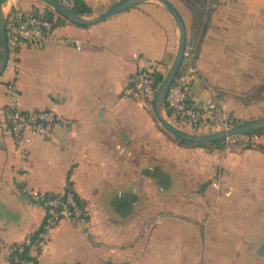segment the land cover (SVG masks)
I'll list each match as a JSON object with an SVG mask.
<instances>
[{
	"label": "crops",
	"instance_id": "1",
	"mask_svg": "<svg viewBox=\"0 0 264 264\" xmlns=\"http://www.w3.org/2000/svg\"><path fill=\"white\" fill-rule=\"evenodd\" d=\"M85 1L96 13L118 0ZM170 1L193 49L191 94L223 104L238 122L264 116V0ZM52 33L41 46L22 45L16 59L20 107L59 115L49 135L32 136L25 174L0 130V264H12L10 244L35 235L44 216L27 189L60 194L68 183L83 220L55 224L40 264H210L217 209L226 228L220 258L264 264L256 253L264 244V131L239 151L179 143L150 107L122 92L138 66L154 60L165 74L174 60L179 30L165 5L143 1L90 25L66 19ZM3 71L0 104L13 75Z\"/></svg>",
	"mask_w": 264,
	"mask_h": 264
},
{
	"label": "built area",
	"instance_id": "2",
	"mask_svg": "<svg viewBox=\"0 0 264 264\" xmlns=\"http://www.w3.org/2000/svg\"><path fill=\"white\" fill-rule=\"evenodd\" d=\"M60 1L69 7L74 4V0ZM5 15L8 58L4 70L12 72L13 75L5 83L7 99L0 104V130L12 137L22 162L21 171L25 174L29 157L28 144L32 136L49 135L59 115L50 108L25 110L20 107L14 85L15 74L19 69L16 59L22 45L41 46L51 39L54 21L45 17L36 7H26L18 0L7 1ZM158 68L157 62L153 60L146 65L138 66L128 77L122 89L123 94L133 98L141 107H153L157 89L155 71ZM195 74L196 67L190 61V54L186 49L178 72L165 95L166 112L171 111L176 118L200 130L208 127L219 130L235 124L233 114L223 104L212 98L200 99L191 94ZM258 138L259 133L256 131L230 135L223 138L220 149L228 152L239 151L246 146L253 147L256 146ZM27 194L31 200L44 205L45 213L35 235H27L20 242L10 244L12 264H40L39 253L46 248L55 224L60 219L76 223L83 220V209L71 191L49 196L42 190L28 188ZM30 248H35L34 255L30 254Z\"/></svg>",
	"mask_w": 264,
	"mask_h": 264
},
{
	"label": "water",
	"instance_id": "3",
	"mask_svg": "<svg viewBox=\"0 0 264 264\" xmlns=\"http://www.w3.org/2000/svg\"><path fill=\"white\" fill-rule=\"evenodd\" d=\"M9 0H0V74L4 70L5 63L8 58V43L5 31V5ZM52 9L57 11L64 18L80 25H90L97 23L115 13L126 10L130 7L135 6L138 3L147 0H118L105 8L100 12H92L90 14H80L77 13L72 7L65 5L60 0H43ZM162 2L165 7L169 10L175 23L177 24L179 30V42L176 55L173 62L169 66L166 73L163 75L162 80L156 89L154 101H153V112L157 120L162 124V126L177 138L188 140L197 143H204L213 140L223 139L227 136L246 133L250 131H256L264 129V116L246 120L243 122L235 123L227 128L211 131V132H189L180 128L177 124L172 122L167 115L164 107V99L168 87L172 83L178 69L183 61L185 50H186V26L183 17L175 7V5L170 0H158ZM256 253L259 255H264V244H260L257 247Z\"/></svg>",
	"mask_w": 264,
	"mask_h": 264
},
{
	"label": "rangeland",
	"instance_id": "4",
	"mask_svg": "<svg viewBox=\"0 0 264 264\" xmlns=\"http://www.w3.org/2000/svg\"><path fill=\"white\" fill-rule=\"evenodd\" d=\"M36 1L38 3H40L41 5H45L46 4L43 0H36ZM19 3L21 4L20 1H19ZM39 11L42 12L43 10H39ZM58 16H62V15H60L57 11H54V16L52 17V19L54 21V27L59 24V21L57 20V17ZM158 69L160 70L161 68H158ZM4 73H5V71H3L0 74V76H2ZM159 83L160 82L157 83V85H156L157 87L156 88H158ZM150 109H151V112H152L153 116H155L154 115V112H153V107H150ZM170 116L173 118V120L176 121L177 125L180 128H182V129H184L186 131H189V132L204 131L202 133H205V132H211V131H214L215 130L214 127H208V128L201 129V130L200 129H195V128H192L191 126L187 125V123L185 121H183L182 119L176 118L172 114ZM155 119L157 120L156 117H155ZM238 121H234V123H238ZM157 122L159 123V125L161 126V128H163V130L167 134V136H169L170 138H175L174 135H172L170 132H168V131H166L164 129V127L162 126V124L158 120H157ZM209 149H211V148H209ZM212 184H214V186H216V187L218 186L217 182H212ZM222 215H224V211L223 210L217 209V210L213 211V216L215 217V219H214V225L212 226V232H211V234L213 236V240L216 239L217 241L212 242V251H211L210 255L207 256L208 259H205V260L207 262L210 261V264H225V263H227V264H236L235 263V260H233V261L230 262L229 260H225V259L223 260V259H221L220 256H219L220 252L218 250L220 249L221 246H225V244H220L218 242L219 236L221 234L220 232L222 231L221 229H223V228L219 227V225H217V224L219 223L218 220H219L220 216H222ZM228 215H229V217H231V215L229 213H228ZM198 216L199 215H197V216L196 215H193V214L191 215L192 218H198ZM215 220H217V221L215 222ZM224 229H226V228H224ZM244 261H246V259ZM204 263H205L204 262V259H201V264H204ZM250 263L248 261V264H250ZM245 264H247V263H245Z\"/></svg>",
	"mask_w": 264,
	"mask_h": 264
},
{
	"label": "trees",
	"instance_id": "5",
	"mask_svg": "<svg viewBox=\"0 0 264 264\" xmlns=\"http://www.w3.org/2000/svg\"><path fill=\"white\" fill-rule=\"evenodd\" d=\"M187 3H191L193 0H185ZM72 8L77 12V13H80V14H90L93 12L92 8L87 4V2L85 0H74V4L72 6ZM54 9L46 6L43 11H42V14L47 17V18H50L52 19V17L54 16ZM57 20L59 22L61 21H64L66 20V18L62 17V16H58L57 17ZM188 53L190 54V56H192V52H193V49L192 48H188L187 49ZM155 74H156V83L160 82L163 78V72H161L159 69L155 71ZM171 111H167V115H171ZM236 121V120H234ZM165 129V128H164ZM166 130V129H165ZM167 131V130H166ZM264 129H260V130H256V132L258 133H261L263 132ZM175 139L177 140V142L179 143H183V144H191V145H201V146H206V147H209V148H213V147H217V148H220L222 146V141L223 139H219V140H213V141H209V142H204V143H197V142H192V141H188V140H183V139H180V138H177L175 137ZM246 147H251V146H246ZM67 191H71L72 194H73V197L74 199L76 200V202L79 204V206H81L82 208V204H83V201L81 200V198L72 190L71 186H70V183H68L67 185V188L65 189L64 192H67ZM49 196H55V195H58V194H47ZM62 198H64V195L61 196ZM83 209V208H82ZM85 213V210L83 209V215ZM10 260H11V254H10Z\"/></svg>",
	"mask_w": 264,
	"mask_h": 264
}]
</instances>
